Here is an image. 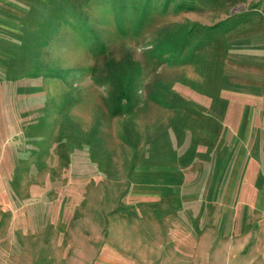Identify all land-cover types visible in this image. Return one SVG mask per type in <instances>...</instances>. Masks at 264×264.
I'll use <instances>...</instances> for the list:
<instances>
[{
	"label": "rangeland",
	"instance_id": "obj_1",
	"mask_svg": "<svg viewBox=\"0 0 264 264\" xmlns=\"http://www.w3.org/2000/svg\"><path fill=\"white\" fill-rule=\"evenodd\" d=\"M0 264H264V0H0Z\"/></svg>",
	"mask_w": 264,
	"mask_h": 264
}]
</instances>
